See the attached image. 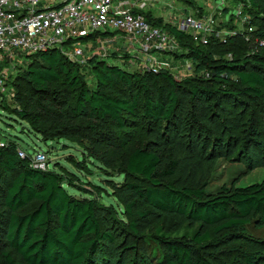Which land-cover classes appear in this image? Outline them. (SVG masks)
Listing matches in <instances>:
<instances>
[{
    "label": "trees",
    "instance_id": "obj_1",
    "mask_svg": "<svg viewBox=\"0 0 264 264\" xmlns=\"http://www.w3.org/2000/svg\"><path fill=\"white\" fill-rule=\"evenodd\" d=\"M247 1L253 16L264 15V0ZM145 16L190 44L184 32ZM256 21L264 23V17ZM112 34L95 33L84 40ZM213 48L188 45L190 58L213 71L210 83L179 80L167 71L130 72L103 61L92 65L88 83L77 64L48 49L26 55L24 75L15 87L17 108L0 96V111L24 124L23 131L43 142L76 140L105 170L103 184L123 206L117 228L128 236L122 250L130 264H213L197 249L212 235L224 237L246 226L252 215L264 231V180L208 197L200 177L207 156L230 157L238 146L221 133L223 125H231L233 105L264 99V78L258 72L264 70V52L252 57L255 70H247L249 62L238 58L213 61ZM141 131L151 139L131 148ZM3 141L0 264H112L117 241L102 215L104 207L71 196L58 174L33 169L28 157H18L16 140ZM119 166L124 180L117 184L110 178ZM171 216L186 223V241L156 229L161 257L151 261L154 254L145 251L140 238L161 217ZM111 225L115 228V220ZM240 263L255 264V259L244 255Z\"/></svg>",
    "mask_w": 264,
    "mask_h": 264
},
{
    "label": "rangeland",
    "instance_id": "obj_2",
    "mask_svg": "<svg viewBox=\"0 0 264 264\" xmlns=\"http://www.w3.org/2000/svg\"><path fill=\"white\" fill-rule=\"evenodd\" d=\"M158 1L157 7L149 14L152 19H161L168 29L174 28L175 21L185 16H191L207 25L202 32H184L188 35L190 44L177 40L174 47L167 52L152 53L160 66L158 71H167L179 80L210 83L213 71L190 58L188 45L200 48L213 46L214 53L210 55L213 61L220 58H238L249 62L245 64L247 70H255L252 57L264 52V23L256 20L264 15L253 16L247 0H226L224 6L220 5V0ZM79 47L83 56L73 63L78 65L82 77L88 83L91 82L92 65L98 61L130 72L144 70L141 65L144 55L138 51V46H130L119 33L94 40L82 39ZM216 50L223 54L217 55ZM25 58L26 55L22 54L14 60L7 59L3 67L7 80L5 90L0 96L12 109L18 107L15 87L18 78L24 75L25 64L28 62ZM165 64L170 68L164 69ZM258 72L264 78V70ZM230 77L231 83H235V77ZM233 107V111L229 113L231 125L228 128L223 125L221 133L230 137L238 146L230 157L215 159L207 156L203 160L200 177L208 197L217 196L225 189L243 188L264 180V99L243 100ZM23 125L0 111V143H4V139H14L18 145L17 150L28 155L43 152L48 171L62 178L66 184L65 189L71 196L78 199L89 198L102 205L105 210L102 215L107 221L108 229L110 233L116 234L117 247L112 264H130L131 258L126 260L128 256L122 250L128 244V236L117 228L122 226L123 206L115 194L103 184L108 178L105 170L84 154L76 140L43 142L40 137L23 131ZM150 139L144 131L136 132L131 148L141 146ZM122 171L119 166L118 170L113 171L110 180L121 183L124 180ZM256 218V215H252L246 226L239 227L224 237L212 235L210 241L201 244L197 249L213 264H241L244 255L249 254L255 259V264H264V231L259 227ZM112 219L115 220V228L111 225ZM156 229H162L161 234L169 239L186 241V223L174 216L161 217L140 238V243L144 242L142 246H145V251L149 255L154 254L151 261H159L161 257V249L155 244ZM141 253L143 252L140 255Z\"/></svg>",
    "mask_w": 264,
    "mask_h": 264
},
{
    "label": "built area",
    "instance_id": "obj_3",
    "mask_svg": "<svg viewBox=\"0 0 264 264\" xmlns=\"http://www.w3.org/2000/svg\"><path fill=\"white\" fill-rule=\"evenodd\" d=\"M225 1L220 0V5L224 6ZM158 3V0H0V94L6 87L5 60L57 49L74 62L83 56L80 40L95 33H119L130 46H138L144 55L143 69L158 72L160 66L152 53L167 52L177 43L173 34L146 19L145 15ZM174 28L181 32H202L207 25L185 16L175 21ZM163 68L170 67L165 64ZM4 144L0 143V147ZM18 156L28 157L33 169L48 171L43 152L28 155L18 150Z\"/></svg>",
    "mask_w": 264,
    "mask_h": 264
}]
</instances>
